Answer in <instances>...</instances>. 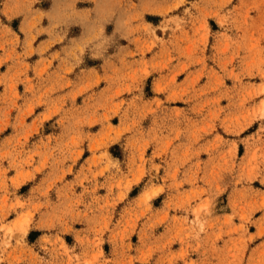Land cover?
I'll list each match as a JSON object with an SVG mask.
<instances>
[{
  "label": "clouds",
  "instance_id": "obj_1",
  "mask_svg": "<svg viewBox=\"0 0 264 264\" xmlns=\"http://www.w3.org/2000/svg\"><path fill=\"white\" fill-rule=\"evenodd\" d=\"M0 264H264V0H0Z\"/></svg>",
  "mask_w": 264,
  "mask_h": 264
}]
</instances>
